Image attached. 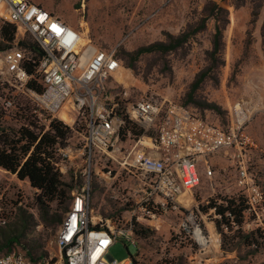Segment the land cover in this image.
<instances>
[{"label":"rangeland","instance_id":"374dc122","mask_svg":"<svg viewBox=\"0 0 264 264\" xmlns=\"http://www.w3.org/2000/svg\"><path fill=\"white\" fill-rule=\"evenodd\" d=\"M32 1L81 29L84 38L94 44L112 47L120 43L117 55L124 66L122 84L127 99L153 94L181 103L222 127L236 123L238 118L249 139L244 151L247 167L264 191V0ZM213 2L220 6L219 10ZM213 9L215 15L180 47L165 53H142L128 65L127 52L151 42L166 41L169 34L191 31ZM3 21L0 17V25ZM216 22L222 27V37L220 50L212 59L208 51L212 50ZM201 71L206 72V77L194 92V101L188 103L190 85ZM2 80L0 77V127L11 132L27 116L31 119V104L19 90H12ZM9 95H15L14 105L7 108L3 99ZM212 105L216 109L210 108ZM69 128L64 145L57 144L54 149V161L62 158L59 148L71 150V160L66 159L68 170L60 173L61 179L72 184L73 190L87 183L93 215L128 220L143 191L141 179L130 176L117 162L124 150L116 152L114 160L103 155L83 162L78 152L85 150L84 126ZM127 129L130 133L124 131L122 144L129 147L131 139H137L134 135H140L143 129L129 119ZM230 154L231 151L219 153L211 158L210 178L204 173V165L199 164L201 181L179 197L180 210L159 211L155 218L138 222L135 228L143 233L135 236L136 244L118 240L110 247V256L122 260L136 254L140 264H264V203L257 207L258 214L248 210L241 227L233 224L231 230L221 225L219 231L215 220L220 216L213 209L202 210L210 201L222 203L224 197L245 195L237 185L238 172ZM38 193L28 180L19 179L0 166V239L15 228L13 223L27 221L20 242L11 248L26 256L29 250L39 259L49 252H58L56 219L65 215L61 208L68 206L69 198L62 197V204L52 202L48 219L42 222L36 202ZM254 230L261 235L260 244H247L241 236ZM4 252L6 248L0 250V254Z\"/></svg>","mask_w":264,"mask_h":264},{"label":"built area","instance_id":"2783aa9c","mask_svg":"<svg viewBox=\"0 0 264 264\" xmlns=\"http://www.w3.org/2000/svg\"><path fill=\"white\" fill-rule=\"evenodd\" d=\"M0 17L15 25L16 41L29 34L43 51L30 73L23 67L31 60L26 48L2 51V82L31 101L44 131L52 120L69 127L82 124L85 150H79L78 155L83 162L103 155L114 160V154L124 150L117 162L130 176L141 179L143 191L135 200L130 218L122 221L93 215L88 186L83 183L72 190L70 204L59 223L56 254L49 252L32 261L11 250L0 254V264H133L135 255L122 260L109 258L110 247L118 240L136 244L134 228L138 222L155 218L158 211L180 210L179 197L201 181L199 164L204 165V173L210 178L211 158L229 151L238 172L237 185L247 197L248 210L258 214L264 191L247 167L244 151L249 139L238 118L236 123L222 127L181 103L153 94L127 99L122 84L124 66L117 55L120 43L102 47L90 39L85 41L81 29L32 0H0ZM31 82L40 85L41 91L29 86ZM14 97H4L7 108L14 105ZM239 109L235 108L238 114ZM128 119L143 130L126 147L122 135L124 131L130 133ZM58 150L62 158L54 164L64 174L71 150Z\"/></svg>","mask_w":264,"mask_h":264},{"label":"trees","instance_id":"16d2710c","mask_svg":"<svg viewBox=\"0 0 264 264\" xmlns=\"http://www.w3.org/2000/svg\"><path fill=\"white\" fill-rule=\"evenodd\" d=\"M213 6L214 8L218 7V10L220 9V6L215 2H213ZM215 13L214 9L208 11L199 24L191 31H183L178 35L169 34L166 41L151 42L145 46L139 47L135 51L127 52L128 65L134 62L142 53L151 51L165 53L180 47L187 41L191 34L201 30L205 26L206 20L215 15ZM15 32L16 28L14 24L8 21L2 22L0 25V51L14 47L26 48L30 52L31 60L23 63V67L30 73L34 70L43 51L37 41L29 34L15 41ZM221 37L222 27L216 22L215 32L212 38V50L208 51V56L212 59L220 50ZM205 77V71L198 73L190 85L186 102L189 103L194 101L193 94ZM29 86L37 91H41V86L35 82L29 83ZM30 104L31 108L29 109V115L31 119H29L28 116L26 118L24 117V122L19 128H13L11 132H7L5 128L0 127V166L16 174L19 179L28 180L30 186L39 192L36 195L39 218L42 222H45L48 219L47 217L49 216L52 202L62 204V197L67 196L70 204L72 198L70 193L74 186L61 179V174L54 164L55 146L57 144L64 145V141L69 137L71 131L67 125L59 120H52L49 129L44 131L43 125L34 114V105L31 101ZM215 107L214 105L210 106V108L213 109H216ZM20 109L24 111L27 110L25 107H20ZM68 206L64 205L61 209L66 211ZM248 208L246 195L239 194L237 196L224 197L222 203H217L215 200L210 201L202 207V210L208 212L209 209H213L215 214L220 216V219L217 218L215 220V226L220 231L221 225L226 226L230 230L233 224L241 227ZM56 220L60 223L62 218L58 217ZM26 223L27 221H21L18 225L13 223L12 227L15 228L3 233L0 239V250L6 248V251H11V246L20 242V237L27 228ZM140 233H143V231L134 228L135 236H138ZM258 237H261V235H258L257 230L241 236L247 244L256 245L260 244ZM26 254L32 261L38 260L29 250L26 251ZM132 261L133 264H140L136 260V254Z\"/></svg>","mask_w":264,"mask_h":264},{"label":"water","instance_id":"95a60500","mask_svg":"<svg viewBox=\"0 0 264 264\" xmlns=\"http://www.w3.org/2000/svg\"><path fill=\"white\" fill-rule=\"evenodd\" d=\"M109 258H112V256H109Z\"/></svg>","mask_w":264,"mask_h":264},{"label":"bare ground","instance_id":"6f19581e","mask_svg":"<svg viewBox=\"0 0 264 264\" xmlns=\"http://www.w3.org/2000/svg\"><path fill=\"white\" fill-rule=\"evenodd\" d=\"M85 41H87V39H85ZM96 215V214H95Z\"/></svg>","mask_w":264,"mask_h":264},{"label":"snow or ice","instance_id":"6c2138e0","mask_svg":"<svg viewBox=\"0 0 264 264\" xmlns=\"http://www.w3.org/2000/svg\"><path fill=\"white\" fill-rule=\"evenodd\" d=\"M53 27H55V26H53Z\"/></svg>","mask_w":264,"mask_h":264}]
</instances>
